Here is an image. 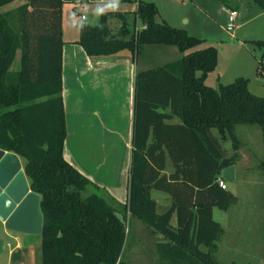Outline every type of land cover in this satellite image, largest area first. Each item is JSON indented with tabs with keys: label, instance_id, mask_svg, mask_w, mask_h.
<instances>
[{
	"label": "trees",
	"instance_id": "16d2710c",
	"mask_svg": "<svg viewBox=\"0 0 264 264\" xmlns=\"http://www.w3.org/2000/svg\"><path fill=\"white\" fill-rule=\"evenodd\" d=\"M12 1L0 0V148L18 155L28 187L39 196V264H125L120 255L130 218L160 234L154 242L158 264H257L216 258L215 240L222 228L211 218L210 206L226 209L236 201L213 177L238 159L236 124H257L264 137V95L250 92L247 78L240 75L215 87L206 84L204 78L217 61L215 46H201L202 39L184 27L156 20V5L150 0H117L135 2V7L102 10L96 22L81 21L76 42L87 55H107L123 48L138 54L144 44H171L181 52L173 60L135 72L126 199L120 202L62 155V1L24 0L10 5ZM253 1L264 9V0ZM111 16L119 21L116 32L107 24ZM136 19L141 26L133 32ZM252 41L261 51L255 71L263 74L264 82L260 73L264 72V38ZM16 55L14 68L11 63ZM165 106L169 113L157 110ZM170 114L178 122H165ZM169 127L189 135L197 154L189 162L198 160L200 149L208 152L214 166L210 177L205 179L202 167L193 166L174 167L165 175L162 146ZM210 128L221 140L229 138V154L213 143ZM150 133L153 138L148 142ZM203 142H210L212 151ZM258 166L264 209V156ZM177 171L183 182L190 183L183 193L172 183ZM151 188L171 194L167 208L157 211Z\"/></svg>",
	"mask_w": 264,
	"mask_h": 264
},
{
	"label": "crops",
	"instance_id": "0c3cea01",
	"mask_svg": "<svg viewBox=\"0 0 264 264\" xmlns=\"http://www.w3.org/2000/svg\"><path fill=\"white\" fill-rule=\"evenodd\" d=\"M17 1H12L10 5H14ZM23 1L19 0L18 3ZM61 1L60 29L63 42L60 55V78L65 126L62 155L80 173L98 186L104 188L114 199L123 202L126 199V182L130 156L135 72L154 66L155 61L157 62L158 60L166 59V61H170L167 60L168 55H178L177 52L179 51L176 46L171 44H150L156 45V47L151 49V54L139 60H137L138 54L132 53L125 48L107 55H87L76 42L80 22L86 21L87 11L85 9L88 8L95 13V20L96 14L98 15L102 10H132L135 7V2H133L132 8L120 9V4L123 6L130 2L117 0ZM150 1L156 5L157 12L154 16L156 20H163L170 25L187 29L186 23L188 18L179 9L180 6L183 10L184 3L178 4V8H171L174 3L172 0ZM188 1L196 7V0H185V2ZM228 7H234L238 11V7L234 5L227 6L224 9V13ZM260 10L258 11L259 14H264V9L261 8ZM80 14H83V18L80 17ZM115 19L117 17H108L107 24L110 29L112 27L109 24L110 22L114 24L115 29L118 28L119 21ZM112 31L115 30L112 29ZM232 37H236L235 34ZM235 42L238 46L245 47L241 39ZM179 56L180 54L177 57ZM166 61L163 60L160 63ZM236 73H241L238 75L243 76L242 72L238 71ZM210 85L216 86L217 84ZM247 88L249 90L248 81ZM157 110L170 112L169 106L157 108ZM164 121L170 123L178 122V118L170 114V116L164 118ZM166 132V142L162 146L164 152L163 171L165 175H168L174 167L193 166L202 167L205 179L210 177L209 173L213 170L211 167L214 166L209 159L208 152L200 149L198 160L189 162L191 155H197L195 146L190 142L189 135L182 130L180 132L174 131L172 127H169ZM208 134L219 150H223L226 155L229 154L231 146L226 142L227 138L221 140L213 128H210ZM152 138V133H150L148 142H151ZM209 143L203 142L205 146L211 149ZM237 151L239 154L238 159L232 163L233 178L231 180L224 179L226 183L225 189L231 191L237 200L238 195L236 194L235 187L238 184L247 183L250 187L256 185L259 194L258 203L260 211L249 216L250 225L247 230L252 233L254 229H257L258 236L259 233L260 236L257 241L253 240V238L246 239L242 237L238 227L225 228L215 219L214 215L218 212V209L222 212L226 211V209H221L213 204L210 206L211 218L219 223L222 228V234H220L223 236L221 241H217L218 239H216L215 243L217 248L228 252H246L248 251L247 248H253L254 245L259 247L264 246V209L261 172L258 162L254 166H251L249 158L247 159L245 154H240L241 149L238 148ZM170 155H173L175 160H172ZM248 167L256 168L248 170ZM220 169L214 174L213 180L219 176ZM177 174L178 178L172 183L175 184L179 192L183 193V188L190 183L186 180L183 182L180 171H177ZM192 186L196 187L195 185ZM149 194L156 202L157 211L167 208L172 201L171 194L168 191L151 188ZM207 199L209 198L205 200ZM234 217L238 218L239 215ZM170 219L171 224H174L176 219L175 213H172ZM0 237L3 239L0 251V264H36L34 249L36 242L39 241V232L28 233L7 230L3 229L0 225ZM156 240L154 239V242ZM229 260H233L232 257Z\"/></svg>",
	"mask_w": 264,
	"mask_h": 264
},
{
	"label": "rangeland",
	"instance_id": "374dc122",
	"mask_svg": "<svg viewBox=\"0 0 264 264\" xmlns=\"http://www.w3.org/2000/svg\"><path fill=\"white\" fill-rule=\"evenodd\" d=\"M18 2L19 0L15 2L14 5ZM172 2L174 3L171 8H178V4L184 3L183 10L180 6L179 9L188 18L186 30L188 33L202 39L199 45L211 44L216 48V65L214 69L207 72L204 82L206 84H217L219 81L220 83H226L231 81L238 74H241L236 73L239 71L247 78L250 92L264 95L263 78L255 71L257 58L261 51L252 41V39L264 38V14H259L258 12L261 11V7L253 0H196V7L190 4L189 1L181 2L172 0ZM234 5L238 7L235 27L232 31H226L224 29V9L227 6ZM132 7L133 2L123 6L120 4V9ZM85 10L87 11L86 21L93 23L98 20L97 14L94 20L95 13L88 8ZM130 16L131 14L129 13L128 19H130ZM115 20L118 21V19ZM109 24L112 26L111 30L113 29L115 30L113 32H116L114 24L111 22ZM140 26V21L136 19L131 31L134 32L135 29H138ZM231 34H235L236 37H232L233 35L231 36ZM238 39L242 40L245 47L237 45L235 41ZM153 47H156V45L144 44L137 55V60L151 54V49H153ZM177 53L178 55L181 54V52ZM178 55L170 54L167 60L174 59ZM163 60L166 61V59H162L157 62L155 61L154 64H158ZM262 60L264 61V53ZM17 63L18 55L14 57L11 67L16 68ZM234 134L239 140V148L241 149L240 154H245L246 158H249L250 165L254 166L261 156H264V137L262 136L261 128L257 124L239 123L234 126ZM226 140L230 146L229 138ZM252 168L256 167H248V170ZM235 189L238 195L237 200L231 203L224 212L218 209V214L215 213L214 215L215 219L225 228L238 227L242 237L246 239L253 238V240L257 241L260 236V233L258 236V230L254 229L252 233L247 230L250 225L249 216L260 211V205L258 203L259 194L256 185L250 187L247 183H241L238 184ZM236 215H239V217H234ZM127 228H129V231L126 234L125 245L120 255L123 262L125 264H158L161 260L155 252L153 243L154 239H158L160 235L156 232L150 233L146 225L137 218H130L126 226V232ZM221 234L218 236L217 241H221L223 238ZM247 249L248 251L246 252H228L216 246L214 254L218 260L222 262L250 261L257 264H264V246L259 247L254 245L253 248ZM34 252L35 263L39 264V241L35 244ZM231 257L233 260H229Z\"/></svg>",
	"mask_w": 264,
	"mask_h": 264
},
{
	"label": "water",
	"instance_id": "95a60500",
	"mask_svg": "<svg viewBox=\"0 0 264 264\" xmlns=\"http://www.w3.org/2000/svg\"><path fill=\"white\" fill-rule=\"evenodd\" d=\"M219 173L224 179L231 180L233 165L222 167ZM38 201V194L28 188L18 155L0 148V225L2 228L28 233L40 232L41 213ZM2 242L3 239L0 237V251Z\"/></svg>",
	"mask_w": 264,
	"mask_h": 264
},
{
	"label": "built area",
	"instance_id": "2783aa9c",
	"mask_svg": "<svg viewBox=\"0 0 264 264\" xmlns=\"http://www.w3.org/2000/svg\"><path fill=\"white\" fill-rule=\"evenodd\" d=\"M179 1H185V0H179ZM237 11L234 8H227L225 11V22H224V29L226 31H231L234 27L235 23V18H236ZM80 17L83 18V14H80ZM137 29V28H136ZM135 29V30H136ZM264 73V72H260ZM261 75V74H260ZM263 78V74L261 75ZM216 183L221 187V188H226V183L223 177L220 175L215 178Z\"/></svg>",
	"mask_w": 264,
	"mask_h": 264
}]
</instances>
